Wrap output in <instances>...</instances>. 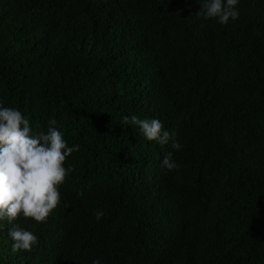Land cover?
Returning <instances> with one entry per match:
<instances>
[{"label":"trees","instance_id":"1","mask_svg":"<svg viewBox=\"0 0 264 264\" xmlns=\"http://www.w3.org/2000/svg\"><path fill=\"white\" fill-rule=\"evenodd\" d=\"M201 2L0 0V104L79 145L46 221H14L37 246L0 221V264H264V0L227 25Z\"/></svg>","mask_w":264,"mask_h":264},{"label":"clouds","instance_id":"2","mask_svg":"<svg viewBox=\"0 0 264 264\" xmlns=\"http://www.w3.org/2000/svg\"><path fill=\"white\" fill-rule=\"evenodd\" d=\"M198 4L197 16L220 25L236 21L240 15V0H202ZM122 119L137 126L146 140L160 146L171 142L174 151L181 149L174 139L175 133H170L161 120L136 115ZM55 124L52 120L46 132H37L18 108L0 104V221L6 220L10 225L7 237L13 253L31 251L39 243L34 232L14 221L18 217L31 218L37 223L46 221L61 203L59 188L73 171L64 164L67 157L79 150V145L69 146ZM160 164L168 171L178 167L172 152H167ZM93 214L97 221L104 215L102 210ZM93 264L100 261L94 260Z\"/></svg>","mask_w":264,"mask_h":264}]
</instances>
